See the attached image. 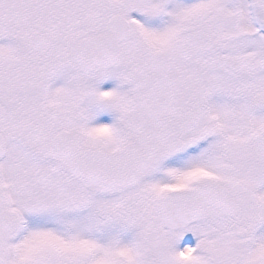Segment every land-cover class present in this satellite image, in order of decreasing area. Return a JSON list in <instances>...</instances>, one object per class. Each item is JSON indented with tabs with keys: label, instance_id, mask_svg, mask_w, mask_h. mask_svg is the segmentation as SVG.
<instances>
[{
	"label": "snow or ice",
	"instance_id": "1",
	"mask_svg": "<svg viewBox=\"0 0 264 264\" xmlns=\"http://www.w3.org/2000/svg\"><path fill=\"white\" fill-rule=\"evenodd\" d=\"M0 264H264V0H0Z\"/></svg>",
	"mask_w": 264,
	"mask_h": 264
}]
</instances>
